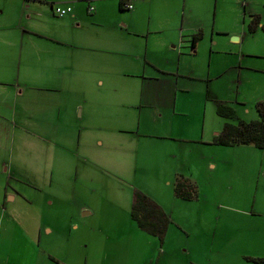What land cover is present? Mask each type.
<instances>
[{
	"label": "crops",
	"instance_id": "0c3cea01",
	"mask_svg": "<svg viewBox=\"0 0 264 264\" xmlns=\"http://www.w3.org/2000/svg\"><path fill=\"white\" fill-rule=\"evenodd\" d=\"M126 1L133 5L131 13L124 12L129 10L125 5V9H121V0H0V121L13 126L19 124L21 128L38 126L41 130L50 129L52 135L42 137L52 147L55 130H89L86 135L82 132L78 135L80 146L77 151L87 153L81 141L89 138L92 156L94 152L99 159L111 163L122 159L120 166L125 171L131 166L136 178L139 174H149L152 180L137 182L140 188H174L178 174L189 177L199 188H221L222 183L228 188L222 178L229 171L222 172L221 169L224 164L231 168L238 163L239 150L236 147L240 146L213 143L222 129L220 121L213 125L208 123L206 103L202 110L193 111L195 114L178 109L180 86L174 78L179 72L178 67H160L161 62L155 63L150 58L155 57V52L163 50V46L152 51L149 45L136 40L151 33L172 30L164 37L167 43L165 52L173 47L178 53V45L183 46L187 41L184 40L185 31L191 32L185 36L192 38L206 27H185L186 11H183L182 21L178 23L176 16L159 18L160 10L149 8L152 0ZM54 3L69 4L73 11L64 17L57 16L52 6ZM253 3L252 0L239 1L238 10L244 12L245 25L253 16H260L259 26L262 28L264 4L254 6ZM25 19L33 21L34 25L24 24ZM21 22L22 34L19 33ZM209 26L213 28L214 38L215 31L220 29L216 22ZM224 30L221 29V32ZM16 31L19 42L17 49L13 50L6 42L7 37ZM30 32L43 34L58 45L67 47L64 50L66 53L61 56L65 58L55 59L61 67L52 79L45 77L48 66L45 60L48 59L40 56V47L35 48L36 57H25V50H34L25 42V36ZM234 39L240 41L241 37L235 36ZM188 41L192 43V39ZM197 46L198 42L195 48ZM164 58L166 64L172 63L168 53ZM32 65L39 72L35 73ZM147 65L152 66L150 72ZM198 89L202 105L206 93L203 87L198 86ZM191 92V86H186L182 93L191 95ZM221 103L217 101V107ZM190 116L199 119L191 120ZM185 117L188 120H183ZM69 136L71 142H75L74 131H70ZM49 153V158H55V153ZM86 157L85 161L92 160ZM73 166L77 175L83 170L88 171V165L76 163ZM17 195L7 190L4 200H16ZM150 196L172 219L164 242L138 232L152 247L151 252H155L158 246L156 264H264L249 259L264 258V225L250 226L256 220L253 212L248 215V210H238L254 218L240 221L221 210L216 219L178 216L176 219L175 209L180 202L175 195L167 198L157 194ZM218 204L220 209H239L225 203ZM87 214L90 213L85 211L84 215ZM10 221L15 230L21 227L22 244L31 247L30 253L35 254L33 264H57L59 261L70 264L64 260L66 257L59 254L65 247L71 253L76 252L78 240L74 236L58 233L56 225L49 224V221H43L44 224L38 228L28 223L24 225L21 220L20 224L15 219ZM75 221H71L72 228L78 229ZM2 227L3 222L0 237L4 231ZM13 230H8L12 233L5 255L0 250V264H14L12 257L15 252H21L13 251ZM92 241L96 239L84 240L81 246L88 248ZM87 255L88 252L86 264ZM105 256L108 258V253Z\"/></svg>",
	"mask_w": 264,
	"mask_h": 264
},
{
	"label": "rangeland",
	"instance_id": "374dc122",
	"mask_svg": "<svg viewBox=\"0 0 264 264\" xmlns=\"http://www.w3.org/2000/svg\"><path fill=\"white\" fill-rule=\"evenodd\" d=\"M239 1L242 0H152L153 4L149 8L160 10L159 18L176 16L179 23L182 21L183 11H186L185 27H206L203 31L204 37L198 41V46L193 48L192 43L188 41L192 39L191 36H185L191 32L185 31L183 35L187 41L183 46L178 45V53L172 46L170 51L165 52L167 43L164 42V37L172 30L151 33L136 39L141 40L145 46L149 45L152 51L163 46V50L155 52V57L152 52L153 58H150L155 63L161 62V65L158 64L160 67H178L179 72L174 76L180 86L178 109L195 114L193 111L202 110L206 103L208 123L213 125L220 121L221 129L226 122L238 124L241 120L259 119L256 104L264 100V29L259 27L255 32L249 31L250 21L247 25L243 23L244 12L242 9L238 10ZM252 1L254 6L264 4V0ZM247 18L249 20L250 16ZM215 22L220 30L215 31L213 38V28L209 25ZM23 23L34 25L29 19H25ZM23 23L21 22L19 27L20 34ZM35 27L37 29V26ZM221 29L226 30L221 32ZM17 32L7 37L8 48L13 50L17 49L19 42ZM41 35L30 32L25 36L28 47L34 49L31 52L25 50V57H36L35 48L40 47V56L48 59L45 60L48 65L45 77L52 79L56 70L61 67L55 59L64 56L67 47ZM235 36L241 37V40L236 41ZM165 53L171 56V64L165 63ZM15 62L14 57V64ZM29 67L31 68V65ZM32 67L36 69L35 73L39 72L37 67ZM147 69L150 72L152 66L147 65ZM208 75L210 78H207ZM186 86H191V95L182 93ZM198 86L203 87L206 93L202 105L198 99ZM217 101L232 106L234 115L220 116L217 113ZM186 118L183 120H188ZM189 118L199 119L193 116ZM70 131H74L75 142H71ZM88 131L81 128L55 130L52 147L44 142L42 137L52 135V130H41L38 126L21 128L19 124L13 126L0 121V228L3 222L4 230L0 237V250L1 254L5 255L12 233L8 230L14 229L13 251H21L19 254L15 252L12 257L14 264H33L35 254L30 253L32 248L28 247L27 243L24 247V239L19 230L21 227L15 230L10 223L11 219H15L19 224L21 220L24 225L28 223L36 228L44 224L43 221H49V224L56 225L58 233L74 236L75 240H78L76 252L71 253L65 247L59 254L66 257L64 260L70 264H86L87 252L88 264L157 263L158 246L155 252H151L150 244L139 236L141 233L148 236L149 233L140 231L131 216L134 192L141 190L148 195L157 194L167 198L175 195L174 188H140L137 182H150L152 179L149 174H139L136 178L132 174L131 166L127 171L120 166L122 159L113 160L111 163L106 159H99L94 152L92 156L89 138L87 141H81V146L86 148L87 153L78 152V135L81 132L86 135ZM74 143L75 145L71 146ZM235 146H240L236 147L239 150L236 161L238 163L231 168L224 164L221 169L222 172L229 171L222 178L228 188L224 183L221 188H198L200 198L198 196L199 199L195 200H183L175 195L176 200L180 202L175 209L176 219V216L216 219L220 210L239 221L254 219L238 211L246 209L248 215L252 212L256 214V222L252 221L250 226L264 225V149L252 145ZM49 152L55 153V158H49ZM86 156L92 160L85 161ZM76 163L88 165V171L83 170L77 175L73 166ZM7 190L10 194H18L17 199L4 200ZM218 203L239 209H220L217 207ZM85 211L90 214L84 215ZM72 219L76 220L74 223L79 225L78 229L72 228ZM89 238L96 241H92L88 248H83V241ZM107 253L108 258L105 256ZM57 264L64 263L59 261Z\"/></svg>",
	"mask_w": 264,
	"mask_h": 264
},
{
	"label": "trees",
	"instance_id": "16d2710c",
	"mask_svg": "<svg viewBox=\"0 0 264 264\" xmlns=\"http://www.w3.org/2000/svg\"><path fill=\"white\" fill-rule=\"evenodd\" d=\"M124 0H121V9L124 8ZM260 16L255 15L249 22L250 32H255L260 27ZM264 29V25L262 26ZM203 37L200 30L192 36V46ZM260 118L256 120H241L238 124L226 122L222 130L215 136L213 143L224 146L252 145L259 149H264V100L256 104ZM217 113L223 117H232L234 108L221 103L217 107ZM198 184L189 177L178 174L174 181L175 195L183 200H195L199 196ZM132 219L137 227L142 231L156 236L164 242L168 229L172 223L169 213L150 195L135 190L131 211ZM252 261L264 262L262 257H249Z\"/></svg>",
	"mask_w": 264,
	"mask_h": 264
},
{
	"label": "built area",
	"instance_id": "2783aa9c",
	"mask_svg": "<svg viewBox=\"0 0 264 264\" xmlns=\"http://www.w3.org/2000/svg\"><path fill=\"white\" fill-rule=\"evenodd\" d=\"M124 5H125V8L129 9V10L132 9V7H133L132 3L127 2V1L125 2ZM52 6H53L54 13L60 17H64L67 14L72 12V6L69 4L54 3V4H52ZM91 9H93V8H90V10Z\"/></svg>",
	"mask_w": 264,
	"mask_h": 264
}]
</instances>
